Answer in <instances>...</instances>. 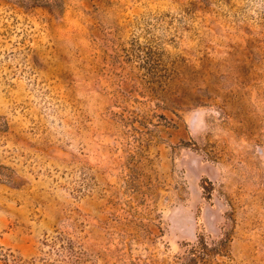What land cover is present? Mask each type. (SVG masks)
<instances>
[{
    "label": "rangeland",
    "instance_id": "rangeland-1",
    "mask_svg": "<svg viewBox=\"0 0 264 264\" xmlns=\"http://www.w3.org/2000/svg\"><path fill=\"white\" fill-rule=\"evenodd\" d=\"M0 264H264V0H0Z\"/></svg>",
    "mask_w": 264,
    "mask_h": 264
}]
</instances>
